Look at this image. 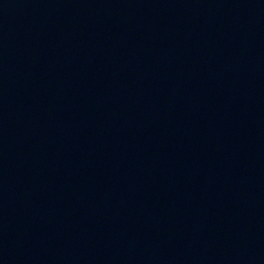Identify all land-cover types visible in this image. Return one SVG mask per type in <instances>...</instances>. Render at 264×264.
Wrapping results in <instances>:
<instances>
[{"label": "water", "instance_id": "water-1", "mask_svg": "<svg viewBox=\"0 0 264 264\" xmlns=\"http://www.w3.org/2000/svg\"><path fill=\"white\" fill-rule=\"evenodd\" d=\"M0 264H264V0H0Z\"/></svg>", "mask_w": 264, "mask_h": 264}]
</instances>
